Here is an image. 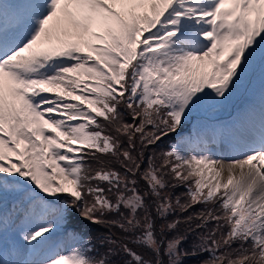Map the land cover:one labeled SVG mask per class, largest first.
I'll return each mask as SVG.
<instances>
[{
	"label": "snow or ice",
	"instance_id": "6c2138e0",
	"mask_svg": "<svg viewBox=\"0 0 264 264\" xmlns=\"http://www.w3.org/2000/svg\"><path fill=\"white\" fill-rule=\"evenodd\" d=\"M0 264H264V0H0Z\"/></svg>",
	"mask_w": 264,
	"mask_h": 264
},
{
	"label": "rangeland",
	"instance_id": "374dc122",
	"mask_svg": "<svg viewBox=\"0 0 264 264\" xmlns=\"http://www.w3.org/2000/svg\"><path fill=\"white\" fill-rule=\"evenodd\" d=\"M242 93H243V91H241V93H238L237 95H242ZM235 97L236 96H234L233 98H235ZM237 99H238V97H237ZM248 103H249V98L244 101V104L241 101H238L236 103V107H235L236 108V111H237L236 112V116H235L236 118L240 115V113L243 110H245L247 108ZM228 106H230V103H229ZM218 113H219V110H217V111H215L213 113H205V114H202V120L214 119L216 116H218ZM225 113H226L227 116L230 115V114H232L231 111H226ZM199 124L203 126V124L201 122L198 123V124H196V125H199ZM164 147H165V145H161L160 146L161 149H163ZM213 151L215 153L219 154L221 156V158H224V159H228L229 158L228 147L225 146V144L213 145ZM82 223H87V222L84 221ZM89 227L92 230L93 234H99V233H101V231H103L100 228V226H97V225H90Z\"/></svg>",
	"mask_w": 264,
	"mask_h": 264
},
{
	"label": "trees",
	"instance_id": "16d2710c",
	"mask_svg": "<svg viewBox=\"0 0 264 264\" xmlns=\"http://www.w3.org/2000/svg\"><path fill=\"white\" fill-rule=\"evenodd\" d=\"M201 122V120L200 119H195L194 118V120H193V125L195 126L196 124H198V123H200ZM211 123H212V121H210ZM216 125V124H215ZM203 126H208L207 124H206V122L203 124ZM217 126H220V125H217ZM193 130H195V128H193ZM166 143H170V141L169 142H166ZM178 191H183V189H179ZM103 231H101V233H104V232H106L107 231V229H105V228H102V227H100Z\"/></svg>",
	"mask_w": 264,
	"mask_h": 264
}]
</instances>
